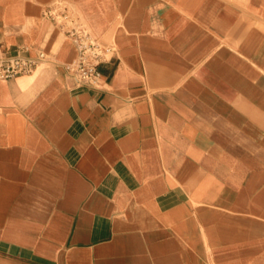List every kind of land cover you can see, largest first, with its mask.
<instances>
[{
    "label": "crops",
    "instance_id": "obj_1",
    "mask_svg": "<svg viewBox=\"0 0 264 264\" xmlns=\"http://www.w3.org/2000/svg\"><path fill=\"white\" fill-rule=\"evenodd\" d=\"M0 40L49 55L0 79V264H264V0H0Z\"/></svg>",
    "mask_w": 264,
    "mask_h": 264
},
{
    "label": "built area",
    "instance_id": "obj_2",
    "mask_svg": "<svg viewBox=\"0 0 264 264\" xmlns=\"http://www.w3.org/2000/svg\"><path fill=\"white\" fill-rule=\"evenodd\" d=\"M44 14L76 49L74 59L64 64L66 71L74 76L79 84L101 87L103 80L98 67L106 61L112 47L95 37L79 16L64 5H51L45 9ZM29 51L30 47L24 44L9 51L0 40V79L33 73L39 65L49 59L44 50H38L34 54Z\"/></svg>",
    "mask_w": 264,
    "mask_h": 264
}]
</instances>
